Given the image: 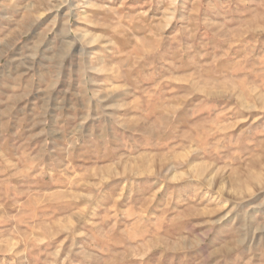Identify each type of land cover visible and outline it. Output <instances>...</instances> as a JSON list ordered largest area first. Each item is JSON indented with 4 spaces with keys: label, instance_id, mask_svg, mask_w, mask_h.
<instances>
[{
    "label": "rangeland",
    "instance_id": "374dc122",
    "mask_svg": "<svg viewBox=\"0 0 264 264\" xmlns=\"http://www.w3.org/2000/svg\"><path fill=\"white\" fill-rule=\"evenodd\" d=\"M0 264H264V0H0Z\"/></svg>",
    "mask_w": 264,
    "mask_h": 264
},
{
    "label": "bare ground",
    "instance_id": "6f19581e",
    "mask_svg": "<svg viewBox=\"0 0 264 264\" xmlns=\"http://www.w3.org/2000/svg\"><path fill=\"white\" fill-rule=\"evenodd\" d=\"M83 39H85V38H83ZM89 44V43H88ZM153 49V48H152ZM9 51V50H8ZM4 58V57H3ZM18 63V62H17ZM155 124V123H154ZM156 127V126H155ZM151 128V127H150ZM102 173V172H101Z\"/></svg>",
    "mask_w": 264,
    "mask_h": 264
}]
</instances>
